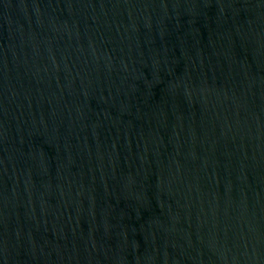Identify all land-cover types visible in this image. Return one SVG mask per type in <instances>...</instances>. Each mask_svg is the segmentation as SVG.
I'll list each match as a JSON object with an SVG mask.
<instances>
[{"label": "water", "instance_id": "water-1", "mask_svg": "<svg viewBox=\"0 0 264 264\" xmlns=\"http://www.w3.org/2000/svg\"><path fill=\"white\" fill-rule=\"evenodd\" d=\"M0 264H264V0H0Z\"/></svg>", "mask_w": 264, "mask_h": 264}]
</instances>
